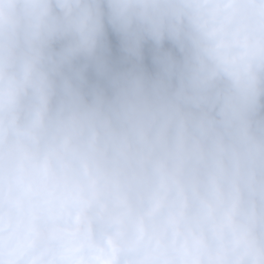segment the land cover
<instances>
[{
	"label": "clouds",
	"instance_id": "obj_1",
	"mask_svg": "<svg viewBox=\"0 0 264 264\" xmlns=\"http://www.w3.org/2000/svg\"><path fill=\"white\" fill-rule=\"evenodd\" d=\"M230 7L0 0V128L6 147L30 156L18 206L0 218V264H151L125 211L121 148L96 143L101 126L137 125L152 184L137 212L174 215L195 161L206 173L192 185L201 207L216 202L233 221L222 261L213 232L179 264H264V21L246 33L217 27Z\"/></svg>",
	"mask_w": 264,
	"mask_h": 264
},
{
	"label": "trees",
	"instance_id": "obj_2",
	"mask_svg": "<svg viewBox=\"0 0 264 264\" xmlns=\"http://www.w3.org/2000/svg\"><path fill=\"white\" fill-rule=\"evenodd\" d=\"M221 4L231 7L221 10L223 25L217 27H238L241 33L259 29L264 21V0H220ZM108 40L114 56L120 55L121 39L111 29ZM150 62V61H149ZM22 125L21 120L16 126ZM19 133H10V138ZM96 143L118 144L121 148L119 166L124 169L122 175L129 187L131 199L125 204V211L133 218L135 236L139 243L146 244L153 255L151 264H179L182 256L189 255L197 246H205L212 241L213 232L216 238L212 243L213 258L220 262L226 256V249L234 246L235 241L229 237L232 218L227 214H219L217 203L201 207L199 198L194 194L192 185L203 181L205 169L195 161L185 170L182 182L187 184V200L178 201L175 214L164 219L159 217V209H144L137 212L140 197L147 198L151 194V178L145 173V157L150 151V144L143 139L141 125L135 127L101 126L98 129ZM94 155V154H89ZM111 149L109 156H111ZM30 159L29 153L19 144L5 146L2 128H0V218L4 217L9 207L18 206L16 200L17 185L25 178V169ZM150 170V165L148 166ZM201 191L203 189L201 188ZM155 201V197H154ZM2 223V220H0ZM203 229V231H202ZM223 244L224 247H220ZM175 250V253H173Z\"/></svg>",
	"mask_w": 264,
	"mask_h": 264
}]
</instances>
